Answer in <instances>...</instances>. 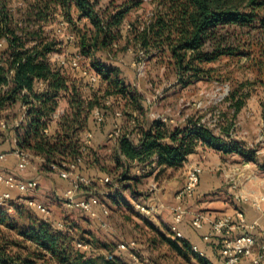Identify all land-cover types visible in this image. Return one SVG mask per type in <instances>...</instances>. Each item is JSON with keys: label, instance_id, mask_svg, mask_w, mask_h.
Returning <instances> with one entry per match:
<instances>
[{"label": "trees", "instance_id": "trees-1", "mask_svg": "<svg viewBox=\"0 0 264 264\" xmlns=\"http://www.w3.org/2000/svg\"><path fill=\"white\" fill-rule=\"evenodd\" d=\"M141 2L110 1L97 8V0H26L25 25L19 34L10 25L6 2L0 0V40L4 39L0 46V111L20 107L19 123L9 133L19 148L30 152L33 159H41V169L53 171L87 151V147L80 149L81 135L89 131L95 107L105 115L109 106L106 100L121 99L132 112L142 113L141 94L125 83L119 69L93 60L98 51L116 46L120 40L123 49L136 45L143 53L159 51L167 65L173 67L179 83L208 77L210 68L205 64L223 55H240L244 63L255 69L256 80L264 85V0H153L151 16L147 20L136 18L123 34L126 15ZM55 14L70 28L76 54L93 61L98 85L82 90L81 79L70 75L71 66L48 61V53L57 50L59 42L43 34L42 22ZM27 36L31 37V45L26 44ZM242 86L243 83L227 98L232 116L245 103L247 94L237 96ZM62 99L67 107L52 122ZM221 133L228 135L229 130ZM131 135L125 132L116 137V163L119 159L122 163L136 161L150 171L157 168L158 173L181 166L199 144L212 146L219 142V137L201 124L169 128L157 119L147 127L139 126ZM26 219L27 224L20 227L0 210V264H127L116 256L92 253L90 244L77 247L71 228L62 231L56 222L31 215ZM167 231L169 236L159 231L158 235L172 250L182 255L191 251L187 240ZM194 255L200 263L209 264L205 257Z\"/></svg>", "mask_w": 264, "mask_h": 264}, {"label": "rangeland", "instance_id": "rangeland-1", "mask_svg": "<svg viewBox=\"0 0 264 264\" xmlns=\"http://www.w3.org/2000/svg\"><path fill=\"white\" fill-rule=\"evenodd\" d=\"M4 1L10 13L11 27L21 34L20 28L25 25L26 0ZM110 1L117 4L122 0H97L96 7L103 8ZM152 1L142 0L126 15L123 34L136 18L147 20L151 16L154 6ZM42 29L44 35L59 42L57 50L47 55L51 64L60 63L61 59L67 61L76 55L77 48L69 39L70 28L66 23L61 22L59 14L42 22ZM25 38L26 44L31 45V37ZM123 44L120 40L116 46L98 51L93 59L104 66L117 67L119 76L125 83L141 94L143 110L140 114L125 107L121 99H109L110 104L105 108L106 115L114 118V112L122 113V119L116 123L119 133L132 134L139 126L147 127L149 122L155 119L161 121L163 118L166 121L162 122L169 128H185L201 124L219 137V142L210 146L213 149L228 152L230 156L235 154L236 156L231 158L234 161L246 159L255 163L256 167H260L258 162L264 164V85L256 80L255 69L244 63V57L223 55L205 64L206 68H210L208 77L201 76L183 84L178 82L173 67L167 65V59H162L163 55L159 51L152 49L143 53L136 45H129L127 49H123ZM92 62L91 59L79 55L78 67L70 70L71 76L81 79L82 90L99 84V82L89 84V75L96 76L99 81V75L92 67ZM242 83L243 86L239 87L237 96L247 94V97L243 107L232 116L233 109L229 106L227 98ZM64 102L66 103L63 99L59 101L56 112L52 115V122L63 114L67 107ZM20 118L18 105L0 111V145L10 140L9 130L19 123ZM2 121H6L8 127L3 128ZM224 129L229 130L228 135L221 133ZM82 137L83 134L81 142ZM223 146L227 149L224 150ZM117 158L116 141L112 137H107V140L98 147L91 146L89 141L87 151L73 166L76 173L91 181L88 187L82 186L78 194L84 191L94 192L98 194L101 204L107 207L109 215L105 219V224L87 217L79 210L64 207L58 195L61 190L59 168L55 167L53 171L43 170L34 160L35 158L32 163L36 173L41 176L38 189L26 194L14 193L12 200L0 207V210L14 219L20 227L27 224L28 215L40 220L61 223L62 231L71 228L70 233L74 241L83 240L84 243L90 244L92 253L107 257L116 256L127 264H202L192 249L185 255L178 254L158 235L159 231L169 236L167 225L171 224L170 206L180 201L177 191L185 180L186 169H182L183 164L179 167L166 168L158 173L157 168L150 171L146 165L135 169L127 163H122L121 159L116 163ZM11 165L7 168L0 164V169L12 170ZM197 165L201 167V164L197 163ZM105 176L116 182L118 189L114 191L110 184L101 182L100 179ZM113 191L114 196L105 195L106 192ZM156 191L160 195L167 194L163 203L164 208L146 218L134 209L133 203L159 204L155 197H150V194ZM147 196L150 197L149 200H146ZM172 197H175L174 201ZM29 200H35L48 208L47 217L36 211L28 203ZM147 222H151L156 227L151 228ZM131 241L136 244L134 249L121 251L116 247L118 242ZM131 255L135 256V259Z\"/></svg>", "mask_w": 264, "mask_h": 264}, {"label": "built area", "instance_id": "built-area-1", "mask_svg": "<svg viewBox=\"0 0 264 264\" xmlns=\"http://www.w3.org/2000/svg\"><path fill=\"white\" fill-rule=\"evenodd\" d=\"M72 39V36H69ZM4 43V39L0 40V46ZM78 54L74 55L67 61L61 59L60 65H69L72 68L78 67ZM89 84H95L97 78L94 75H89ZM42 83L39 82V86ZM106 105H109V100L105 101ZM115 115L120 117L122 113L116 111ZM92 116L97 122H101L104 119V113L101 108L95 107L92 110ZM161 121H166L165 118ZM17 125V124H16ZM1 126L6 128V124L2 121ZM47 131V130H45ZM119 134V128L115 125L110 137L116 139ZM91 132L85 131L83 133L81 142V151H84L91 139ZM138 135V134H137ZM139 136V135H138ZM12 155L15 158V170L0 169V184L4 186L3 190H0V207L12 200V191L18 194H26L34 192L39 187V181L37 178H23L20 173L27 170L32 165L33 156L30 152L19 148L16 144L9 151L0 150V164L7 161L8 156ZM38 158V157H34ZM81 156L71 162L62 163L58 167V175L68 183V187L64 190L62 201L64 207L68 209L79 210L91 219H96L102 224H105L106 218L109 215L106 206L101 204L99 197L96 193L88 191L87 193L78 194L82 186L88 187L91 183L90 179L75 172L73 166L75 162H79ZM154 165V163H152ZM202 169L199 165H189L185 170V180L182 187L177 191V197L180 200L178 203L170 206L171 211V224L169 230L176 238H183L182 232L179 230V224L183 222L186 216L189 215V223L194 229H201L205 223L209 225V231L203 236L204 240H207L210 236H220L219 253L224 264H264V233L261 232L258 236L249 232L233 233V230L240 227H246L245 214L241 209H237L233 214H221L208 218L200 211H190L183 204V200L189 199L193 196L196 186L199 181L200 173ZM103 183H110L114 190L118 189V184L113 182L108 176L100 179ZM238 196L237 198H241ZM244 200H249L250 205L257 212L264 211V187L263 189L252 198L248 199L244 196ZM36 211L47 217L49 210L43 204L36 202L35 200H29L28 202ZM134 209L142 216L148 218L157 213L160 209H163V204H142L139 202L133 203ZM256 224H251L250 227H254ZM56 227L61 228V223H56ZM76 246L80 248H86L87 245L84 242H76ZM116 247L125 251L127 249H134L136 247L135 242L128 243L118 242ZM191 249L202 256V253L198 251L196 245H191ZM133 259L135 256L131 255Z\"/></svg>", "mask_w": 264, "mask_h": 264}, {"label": "crops", "instance_id": "crops-1", "mask_svg": "<svg viewBox=\"0 0 264 264\" xmlns=\"http://www.w3.org/2000/svg\"><path fill=\"white\" fill-rule=\"evenodd\" d=\"M64 104H66L64 102ZM115 115V112H114ZM122 115L114 118L104 115V119L101 123H96L91 116L88 124V130L91 132L90 145L98 147L100 143L107 140L110 137L112 130L117 122H120ZM124 133V132H121ZM10 140L4 141L0 145V150L9 151L15 146V138L13 134L9 133ZM132 137L133 135L130 134ZM136 135L135 138H137ZM116 141V139H114ZM117 149V143H116ZM235 154L228 152L218 151L213 149L207 144H200L193 153L187 155L185 161L182 163V169H186L190 164H201L202 172L200 173L199 181L196 186L194 195L188 200H183V204L186 205L190 211H201L203 214L212 218L221 214H233L237 209H241L246 218V227H240L233 230V233L249 232L258 236L261 232L264 233V211L257 212L250 205L249 200H244V196L248 199L257 195L264 187V164L256 167L252 161L241 159L231 160L235 157ZM39 164L41 159L35 158ZM127 164L133 166L135 169L144 167L145 164L137 163L136 161H126ZM186 162V163H185ZM185 163V164H184ZM5 167H9L11 164L12 170H15V158L12 155L8 156L7 161L1 163ZM263 172V173H262ZM23 178H37L38 181L41 176L36 173L33 163L29 168L20 173ZM61 190L58 192L62 199L64 190L68 187L66 180L59 177ZM4 186L0 184V190H3ZM84 191L83 193H87ZM16 193L12 191V194ZM82 194V193H81ZM98 195V194H97ZM105 195H113V192H106ZM242 196L241 198H237ZM150 197H155L156 202L163 204L164 199L167 198V194L160 195L158 191L150 194ZM149 196L146 200L150 199ZM113 198V197H112ZM113 199H116L114 197ZM175 197H172V201ZM189 215L179 224V230L182 232L183 239L187 240L190 245H196L198 251L202 253L211 263L223 264L222 258L219 253L220 236H210L207 240L203 239V236L208 233L209 225L205 223L201 229H194L189 223ZM256 224L254 227H250L251 224ZM170 223L167 227L169 229ZM241 264H244L243 262Z\"/></svg>", "mask_w": 264, "mask_h": 264}]
</instances>
